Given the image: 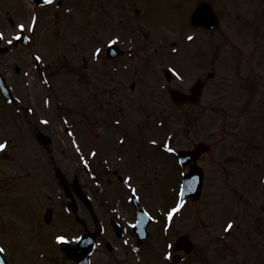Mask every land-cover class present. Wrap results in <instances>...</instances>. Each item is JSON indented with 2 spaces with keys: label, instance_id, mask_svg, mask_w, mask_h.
Masks as SVG:
<instances>
[{
  "label": "rangeland",
  "instance_id": "rangeland-1",
  "mask_svg": "<svg viewBox=\"0 0 264 264\" xmlns=\"http://www.w3.org/2000/svg\"><path fill=\"white\" fill-rule=\"evenodd\" d=\"M199 1L187 0L185 4V0H143L144 4L138 9L137 15L132 13L137 6L135 3L126 2L122 8L110 4L114 18L124 12L135 16L136 27L130 22L132 34L141 45L133 40L130 57H136L141 62L140 70L146 65V59L157 55V51L175 49V55L169 59L175 64L176 70L170 78L172 82L167 85L162 74L164 63L160 59L154 65L156 79L153 81L152 76L148 80L144 79V73L147 76L152 73L150 69L131 76H123L124 70L121 74L114 71L113 75L108 70L111 77L103 83L105 79L101 70L105 71V68L101 69L102 63L93 62V56L91 59L94 48H78L82 42L76 31L70 30L74 28L70 22L63 24L64 20L62 22L48 15L42 20L41 28L36 23L33 34V30L29 29L31 20L26 11L28 7L18 14L15 10L17 4L13 0H0V31L6 39L16 34L17 25L23 23L26 26L25 33L31 35L32 40L28 46L18 45L0 53V71L18 101L16 109L21 112L14 118L13 112L7 110L13 105L6 103L0 96V140L7 138L9 141L7 147L0 150V174L5 175L0 180L4 184L0 185H6V192L11 193L17 187L20 189L28 184L29 178L33 180L27 187L34 188L35 181L40 190L44 187L45 192L51 191L52 178L56 184L54 168L60 167L67 183L78 182L92 199L94 211L105 221L102 235L98 238L101 240L103 237L105 240L106 235L112 237L106 222L110 208L117 210L121 222H129L133 217V210L126 202L129 184L140 194L141 204L154 214L158 209L166 210L172 205L174 192L171 194L167 189L170 183L165 179L175 169V162L171 154L165 153V144L162 143L168 141L167 145L179 149L204 141L208 149L197 161L204 171L201 194L176 213L168 225L167 239L172 241L187 234L194 244H205L207 252L213 256L209 257L211 263L204 264H220L215 255L220 256L221 252L222 256H227L229 252L230 259L226 264H264L261 262L264 259V0H206L218 18L217 26L211 31L190 25L189 16ZM83 9L84 4L80 11ZM91 9L94 11L96 7L92 5ZM178 10L183 11L178 13ZM59 13L65 15L62 11ZM103 16V13L94 11L91 16L93 23L88 20L90 16H82L83 24L76 28L77 31L102 32L111 29V23L114 22L112 18L106 16L97 22ZM116 20L122 21L124 17L119 15ZM124 24L127 25L122 22L120 26ZM150 30L154 35L164 36L162 48L161 43L147 35ZM117 33L123 34L124 29L117 30ZM188 33L193 37L192 40L185 37ZM60 39L70 42L61 44L58 41ZM71 42L77 48H70ZM32 53L41 57L43 75L36 74ZM124 59L127 58L116 60H120L118 63L131 61L129 58L126 61ZM190 73L191 82L199 75L205 79L207 73H211L212 77L207 80L198 101L173 103L165 89L168 86L185 89ZM89 78L90 81L96 79L95 84L89 83ZM132 79L135 81L134 86L128 90ZM161 83L166 84L165 89L159 88ZM48 98L58 108L64 107L61 116L74 126L69 124L64 129V122L59 121L58 111L47 103ZM44 116L49 119L48 126L39 125L38 121ZM110 120L120 121L121 124H112ZM72 130L73 136L70 134ZM20 134L24 136L23 140L27 137L24 142L27 147L20 144ZM150 140L156 141L155 145L150 144ZM70 141L79 145L81 155L85 157L89 154L88 149L95 147L97 153L92 166L96 178H90L85 171L87 168L79 162H70L69 158L77 154ZM162 145L164 148H160ZM28 151L29 158L36 156L47 159L49 172L42 171V164L33 165L30 159L26 165L32 166L34 172L20 171V166L13 161L14 152L25 154ZM82 162L85 163V160ZM14 166L13 177L10 169ZM106 167L110 170L108 174L103 171ZM113 170L115 174H112ZM121 173L131 175V180L125 183L116 178L115 175ZM23 174L27 177L20 176ZM17 175L19 177H15ZM94 180L98 185L94 184ZM175 181L173 178L171 182L174 190ZM157 182L161 184L155 188L156 191H160L161 198L167 196L164 203L154 197L156 192L153 195L148 191ZM100 187L106 191L104 198L100 197ZM58 189L62 193L59 185L53 190ZM53 194L40 195L44 201H49L44 203L42 209L52 207L56 213L59 208L55 219L57 226L59 220L65 222L58 228L65 233L72 232L74 223L77 224L73 213L65 211L64 199H57ZM74 214L79 221L86 222L89 217L83 205ZM157 217L159 222L150 226L151 231H154L152 241L155 243L157 234L161 235L160 230L164 226L162 214H157ZM55 221H52V225H55ZM231 221L235 222L234 227L225 232ZM77 226L78 231H81L79 224ZM88 226L90 228L91 224ZM29 238L14 240L9 244L16 254H11V258L18 264H45L44 259L36 253L33 256L34 251L29 253ZM37 238L32 245L46 248L45 259L60 261L59 255L50 252L53 246L49 240L40 236ZM103 247L98 249L102 253L95 252L103 264H130V260L138 264H167L159 257V252L161 255L163 253L159 241L154 248L157 251L155 255L161 261L152 260L155 255H141L139 259L127 246L125 254L117 249L106 252V246ZM192 256L194 254L177 264H190Z\"/></svg>",
  "mask_w": 264,
  "mask_h": 264
},
{
  "label": "snow or ice",
  "instance_id": "snow-or-ice-1",
  "mask_svg": "<svg viewBox=\"0 0 264 264\" xmlns=\"http://www.w3.org/2000/svg\"><path fill=\"white\" fill-rule=\"evenodd\" d=\"M44 3L50 5V4L53 3V0H44ZM36 22H37V17L33 16L31 18V21H30V26L34 28ZM17 27L19 29L23 30V29H25L26 26H25V24L21 23V24L17 25ZM4 35L5 34L2 31H0V40H3L4 39ZM14 39H16V40H19L20 39L19 32L16 34V36L14 37ZM187 39L188 40H192L193 37L192 36H188ZM112 42H114V41H112ZM7 43L9 45H11L13 43V40L12 39H9V40H7ZM95 51H96V53H99L101 51V49L97 48ZM173 51H175V49H173ZM36 59L39 60V59H41V57L40 56H36ZM173 71H175V69H173ZM177 75H179V74L177 73ZM45 123H47V121H45ZM152 143L155 144L156 141H152ZM6 147H7V141L0 143V150H4ZM165 147L167 148V150L169 152H174L175 151V149H173L172 147H170L167 144L165 145ZM91 154L93 156L96 155L95 152H92ZM85 163H87V161H85ZM130 180H131V177H128L127 180H125V183H128V181H130ZM129 187L131 188V191L133 193H135L137 191L135 188H132L131 187V184H129ZM183 203H184V201L181 200L180 202H178L176 204L175 207L171 208V210L167 212V217H168L169 220H171L172 217H173V215L180 210V208L183 206ZM234 223H235L234 221L229 222L228 225H227V229H225V230L226 231L231 230L234 227ZM56 239H57V241H61L62 242V241H65L66 240V237L65 236H57ZM4 250L5 249L3 248V246H0V252H3ZM165 255H166L167 258H171V253H166Z\"/></svg>",
  "mask_w": 264,
  "mask_h": 264
},
{
  "label": "water",
  "instance_id": "water-1",
  "mask_svg": "<svg viewBox=\"0 0 264 264\" xmlns=\"http://www.w3.org/2000/svg\"><path fill=\"white\" fill-rule=\"evenodd\" d=\"M200 8H201V5L197 8V13H198V11H199ZM198 91H199V85H196L195 88H194L193 93L194 94H198ZM170 93L172 94V96H173L174 99L176 98L177 100H180V101H184V99H185V98L182 97L181 94H177L176 92H173V91H171ZM178 95H179V97H177ZM192 171H191V174L190 175H192L194 173ZM198 178H199V183H200V180H201L200 174H199V177ZM198 186H199V184L197 185V188H199Z\"/></svg>",
  "mask_w": 264,
  "mask_h": 264
}]
</instances>
